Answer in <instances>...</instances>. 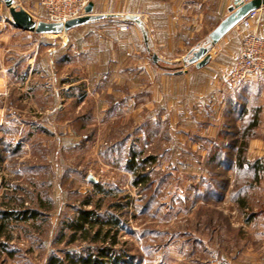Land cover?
Returning a JSON list of instances; mask_svg holds the SVG:
<instances>
[{
    "label": "rangeland",
    "instance_id": "rangeland-1",
    "mask_svg": "<svg viewBox=\"0 0 264 264\" xmlns=\"http://www.w3.org/2000/svg\"><path fill=\"white\" fill-rule=\"evenodd\" d=\"M3 3L0 219L5 211L14 215L4 222L0 264H48L54 257L68 264L69 253L77 260L103 247L120 256L118 264H213L222 250L230 252L238 243L234 184L239 172L223 166L234 161V148L242 142L245 125L237 106L244 102L261 107L260 116L264 112L256 87L242 92L245 81L232 86L227 75V93L200 97L197 112L172 92L159 88L152 95L134 88L121 115L85 120L92 104L77 103L87 95L92 98L94 88L56 82L88 79L85 66L78 68L73 56L70 67L62 68L60 49L71 44L65 41L68 34L17 29ZM35 20L45 21L38 15ZM160 64L164 68L156 69L155 76L184 65ZM112 90L103 89L102 97ZM146 101L152 103L150 110ZM227 111H234V118L224 120ZM217 154L220 164L212 162ZM133 160L148 163L130 169ZM136 173L148 181L136 184ZM211 187L223 191L219 199L211 196ZM27 209L37 211L38 218L21 220L17 214ZM80 209L96 212L109 234L95 239L100 225L88 235L75 234L72 226ZM105 264L112 263L106 259Z\"/></svg>",
    "mask_w": 264,
    "mask_h": 264
},
{
    "label": "crops",
    "instance_id": "crops-1",
    "mask_svg": "<svg viewBox=\"0 0 264 264\" xmlns=\"http://www.w3.org/2000/svg\"><path fill=\"white\" fill-rule=\"evenodd\" d=\"M27 1L15 0V5L28 11ZM234 1L91 0L92 14L100 18L68 32L71 44L60 49L63 70L70 67L69 59L73 56L78 68L85 66L88 79L56 82L70 88L81 83L94 88L92 98L87 95L77 103V106H86L89 100L92 104L88 112L83 114L82 119L85 120L97 116L111 120L121 115L130 104L131 97L128 95L134 88H146L152 95L159 88L172 92L182 103L195 105L196 111L200 97L224 95L230 89L226 85L227 72L240 53L245 33L238 27L231 30L213 47L209 63L200 69L195 65H186L183 58L191 50L206 44L209 34L230 14L229 8ZM35 15L43 16V13L39 9L34 19ZM129 16L138 17L142 25ZM122 24L127 25L128 30H121ZM260 34L264 36V29ZM153 55L158 56L157 63L153 61ZM165 57H169L168 60ZM33 62L30 56L29 68ZM160 63L184 65L181 67L183 69L165 71L155 76L156 69L164 68ZM77 71L81 74L80 69ZM109 87L113 89L112 92L102 97L103 89ZM255 87L257 98L264 105V76L245 81L240 90L251 93ZM145 103L150 110L152 103ZM241 104L244 102L237 106L238 109ZM79 109L82 110V107ZM233 112H224V120L234 118ZM261 119L262 126L254 131L255 136L249 141L246 159L249 162L260 160L264 167V112ZM79 131L73 133L79 135ZM237 213L240 219L236 225L238 243L232 246L230 252L222 250L213 264H264V169L248 191L245 203L238 204Z\"/></svg>",
    "mask_w": 264,
    "mask_h": 264
},
{
    "label": "trees",
    "instance_id": "trees-1",
    "mask_svg": "<svg viewBox=\"0 0 264 264\" xmlns=\"http://www.w3.org/2000/svg\"><path fill=\"white\" fill-rule=\"evenodd\" d=\"M240 108H241V112H243L242 120L245 125L243 126L244 130H242L243 134H241V137H240L241 138L240 140H242V142L240 146H238V148L237 146L236 148H234L236 149L234 161L233 162L230 161L231 163H226V165L223 166V169L224 170L231 169L232 171L235 170L236 172H239V176L236 179L235 184H234V187H235L234 196L237 195L238 197L237 201L239 205H242L246 201V195L248 194V191H250V189L253 187L254 181L258 178L259 172H261V170L264 169V167L260 160L249 162L246 159V153H247V149L249 145V140H251L255 136L254 131L257 128H259V125H260L261 107H254L253 105L246 107V103H244V104H241ZM218 158H219L218 154L214 155L212 157V162H218L220 164V161L218 160ZM0 162H2L1 157H0ZM146 163H148L147 160H143L138 163H136L133 160L131 164L127 165V167L130 169H133V168L136 169L137 166L142 167ZM138 164H141V165H138ZM215 165L216 167H218L216 163ZM141 167H138V168H141ZM136 179H137L136 184L138 183L145 184L148 181V178L146 175H142V174L138 175V173H136ZM223 182L224 183L222 184V186H224L225 183H227L226 181H223ZM211 183L212 185H214L213 182ZM95 187H98V185H95ZM218 187L219 186L217 185V188ZM211 190L214 191L213 194H211V196L212 197L218 196L217 199H219V197L221 196L220 194H223V191H221L222 193H220L214 187H211ZM238 190L241 192L242 195L239 194ZM12 215L14 214H12L9 211H5L1 213L0 220L3 221V223L0 225V236L1 234H3L4 222H7ZM17 215L21 217V220L28 221L30 219L38 218L39 213L35 210L27 209V210L19 212ZM116 223L117 222H115V224ZM104 224L105 223L102 221V219H100L99 215L93 210L80 209V211L78 212L77 221L73 224L72 227L74 229L75 234L78 232H81L83 234L88 235V233H92V231H94L95 227L100 225V228L94 235V238L98 239L105 233L103 231ZM108 234H109V231L103 235V238L106 237ZM113 252L114 251H112L111 247H103V248H98V249L95 248V250L94 249L91 250V253H89L87 257L77 259V260H75V258L72 257L69 253L67 255V260L69 261L68 264H105V260L107 259L108 262H111L112 264H118L121 258L119 255H117L116 257L113 256L112 255ZM48 264H64V261L54 257L49 260Z\"/></svg>",
    "mask_w": 264,
    "mask_h": 264
},
{
    "label": "built area",
    "instance_id": "built-area-1",
    "mask_svg": "<svg viewBox=\"0 0 264 264\" xmlns=\"http://www.w3.org/2000/svg\"><path fill=\"white\" fill-rule=\"evenodd\" d=\"M241 1L246 3L250 0ZM90 2L91 0H28L26 11L33 17L40 9L45 21L66 23L85 16V9ZM236 27L245 35L240 53L228 70V82L232 86L254 75H264V36L260 34L264 29V4L250 12ZM121 30H128V26L122 24Z\"/></svg>",
    "mask_w": 264,
    "mask_h": 264
},
{
    "label": "water",
    "instance_id": "water-1",
    "mask_svg": "<svg viewBox=\"0 0 264 264\" xmlns=\"http://www.w3.org/2000/svg\"><path fill=\"white\" fill-rule=\"evenodd\" d=\"M3 2L9 11L11 22L14 27L38 35L67 34L77 27L100 18V16H94L92 14L93 2H90L87 5L85 16L69 20L66 23H51L42 20L37 21L25 9L16 6L15 0H3ZM262 4H264V0H250L246 3H242L241 0H235L234 4L229 8L230 14L209 34L206 44L199 46L197 49L191 50L188 55L183 58V62L186 65H195L198 69L206 66L211 59L210 52L213 47L231 30H233L242 19H244L250 12L260 8ZM129 18L134 20L137 24L142 25L138 17L129 16ZM68 40V37H65V41L67 42ZM152 59L155 63L158 62L157 55H153ZM89 179L95 181L92 176H90Z\"/></svg>",
    "mask_w": 264,
    "mask_h": 264
}]
</instances>
